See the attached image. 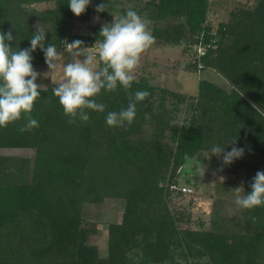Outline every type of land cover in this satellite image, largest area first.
I'll return each instance as SVG.
<instances>
[{
  "label": "trees",
  "instance_id": "trees-1",
  "mask_svg": "<svg viewBox=\"0 0 264 264\" xmlns=\"http://www.w3.org/2000/svg\"><path fill=\"white\" fill-rule=\"evenodd\" d=\"M102 2L105 12L97 13ZM43 3L53 7L38 10ZM120 4L92 0L76 17L68 0H0V31H12L13 48H29L37 27L57 49L76 40L91 47L101 27L78 35L75 23L107 18ZM210 6V0H147L141 10L153 23L155 40L193 49L196 69L214 70L233 86L226 91L201 81L183 120L178 114L187 98L141 78L131 88L102 91L95 99L105 111L90 112L89 121L76 124L53 95L56 85H48L31 113L39 127L21 133V119L0 128V149H33L36 157L31 167L29 160L0 154V264H128L133 250L139 257L134 264H264V206L241 209L237 229L226 232L219 220L209 229L204 222L194 228L192 216L175 205L189 193L183 189L196 188L186 168L198 156L202 164L213 162L208 171L235 173L246 159L264 171V0L236 9L217 36ZM198 47L205 49L199 58ZM32 55L34 67H47L39 48ZM138 90L150 95L137 105L134 122L107 126V113L127 107ZM217 144H229L225 151L243 147L245 154L226 166L223 154L209 157ZM253 178L245 181L246 192ZM109 196L125 199L126 208L122 223L109 227L110 260L104 261L87 245L82 211ZM221 204H213L212 218Z\"/></svg>",
  "mask_w": 264,
  "mask_h": 264
},
{
  "label": "clouds",
  "instance_id": "clouds-1",
  "mask_svg": "<svg viewBox=\"0 0 264 264\" xmlns=\"http://www.w3.org/2000/svg\"><path fill=\"white\" fill-rule=\"evenodd\" d=\"M92 0H68L70 11L80 17L85 14ZM106 3H100L97 13L105 12ZM98 20L99 17H96ZM146 20L135 9H129L110 23L104 24L99 37L91 47H84L80 40L67 42L68 48L76 50L79 59L63 64L62 82L53 89L69 123L76 124L90 120V112H104L105 105L95 99L102 91H114L118 87L131 88L134 72L141 56L155 42ZM47 31L41 27L31 35L30 47L13 48L16 40L12 31H0V128L7 127L23 119L19 128L21 133L39 127V121L31 113L34 103L41 96V85L37 83L41 73L33 66V53L39 48L44 54L45 64L50 70L56 68L61 53L52 43L46 44ZM83 49H89L87 53ZM147 90H138L130 98L127 107L110 111L105 122L109 127L131 125L137 114V105L149 97ZM231 142L230 144H235ZM229 145V144H227ZM227 145H213L209 157L223 154V164L228 166L242 159L245 149L233 146L225 151ZM251 191L243 186L233 189L235 204L244 210L264 206V171H258L251 182ZM243 193V195H241Z\"/></svg>",
  "mask_w": 264,
  "mask_h": 264
},
{
  "label": "rangeland",
  "instance_id": "rangeland-1",
  "mask_svg": "<svg viewBox=\"0 0 264 264\" xmlns=\"http://www.w3.org/2000/svg\"><path fill=\"white\" fill-rule=\"evenodd\" d=\"M146 1L136 0L128 2L127 0H120V6L107 18L93 15L89 22L77 21L74 25V33L78 35L85 34L90 26L102 27L129 9H135L146 20L150 21L147 17L148 15L141 12ZM255 3L256 0H210L209 24L213 29V34L217 36L219 25L227 23L230 20V14L235 12L236 9L252 7ZM51 7H53V3H43L36 6L38 10H46ZM96 17H99V19L97 20ZM149 27L153 33L154 26L151 21ZM83 50L85 53L90 51L89 49ZM58 51L61 53L57 60L58 66L48 75H45L50 71L48 67H34L37 72L41 73L37 80V83L41 85V89L46 88L48 85H57L62 82L63 64L80 58L76 54V50L69 49L67 44L58 49ZM196 59L197 55L194 50H185V45L172 46L155 40L154 44L141 56L140 63L134 72V80L146 78L150 85L154 87L170 90L185 96L187 98L186 102L180 105L181 112L178 114L179 118L183 120L191 115L189 106L193 103L192 98L198 93L201 81L206 80L215 83L226 91L233 89V86L216 71L202 68L196 69L194 67ZM168 106L172 108L171 102H169ZM0 154L5 157L29 160L31 167L36 158L35 150L33 149L3 148L0 149ZM201 158L202 156H198L189 161L186 168V171L190 173L189 176L197 183L195 184L196 188L193 187L191 193L182 195L175 205L183 213H188L192 216V222L195 224L194 228H199L200 222H204L206 224L205 229H209L212 226V221L216 222L219 220L218 227L220 230L226 232L235 231L237 228L233 224L240 222L242 215L240 214L241 208L235 204L236 193L233 189L243 186L247 179L250 180L255 177L256 173L262 171V169L254 165L255 163L251 164L246 159L245 161L240 160L241 163L236 164H245L243 167L239 166L237 172L230 174L218 173L216 171H208V166H211L213 162L208 161L202 164ZM219 199L222 204L219 210L217 209L216 211L218 216L216 215L215 218H212L213 204L219 202ZM125 208V199L116 196L106 197L99 203H87L83 207V224L81 228L88 233L87 245L94 247L98 251V256L101 260H110L109 227L122 223ZM204 209L207 210V213H203ZM222 214L227 216V218H224L225 220H223ZM135 252L136 250L128 252V257L133 261L128 264H134L139 258L135 255Z\"/></svg>",
  "mask_w": 264,
  "mask_h": 264
},
{
  "label": "built area",
  "instance_id": "built-area-1",
  "mask_svg": "<svg viewBox=\"0 0 264 264\" xmlns=\"http://www.w3.org/2000/svg\"><path fill=\"white\" fill-rule=\"evenodd\" d=\"M198 51V56L201 57L205 54V49L203 47H198V49H196ZM184 192H191V190L189 189H183Z\"/></svg>",
  "mask_w": 264,
  "mask_h": 264
}]
</instances>
